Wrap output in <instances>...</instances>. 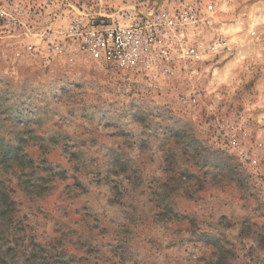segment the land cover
Segmentation results:
<instances>
[{"label": "rangeland", "instance_id": "obj_1", "mask_svg": "<svg viewBox=\"0 0 264 264\" xmlns=\"http://www.w3.org/2000/svg\"><path fill=\"white\" fill-rule=\"evenodd\" d=\"M185 2L213 4L237 63L258 51L264 16L226 23L236 0H0V264H264V117L244 101L227 164L201 126L230 71L206 82V54L163 79L28 49L78 15L127 25Z\"/></svg>", "mask_w": 264, "mask_h": 264}, {"label": "built area", "instance_id": "obj_2", "mask_svg": "<svg viewBox=\"0 0 264 264\" xmlns=\"http://www.w3.org/2000/svg\"><path fill=\"white\" fill-rule=\"evenodd\" d=\"M213 4L185 2L132 20L127 25L105 24L88 17H73L67 26L49 31L40 47L28 49L48 58L74 63L89 60L130 75L156 74L171 79L180 62H201L216 33ZM0 9V29L6 27ZM214 47H220L216 41Z\"/></svg>", "mask_w": 264, "mask_h": 264}, {"label": "clouds", "instance_id": "obj_3", "mask_svg": "<svg viewBox=\"0 0 264 264\" xmlns=\"http://www.w3.org/2000/svg\"><path fill=\"white\" fill-rule=\"evenodd\" d=\"M234 7L236 12L225 21L226 23L235 22L238 18L246 20L249 11L253 9L258 16H264V0H236ZM246 31L247 28L237 35H243ZM256 35L259 40L253 39L251 45L258 51L251 52L237 63L238 49L231 43L233 38L214 34L209 40L208 59L201 66L202 70L199 73L207 82L230 71L228 81L223 83L217 81L213 84L210 96L205 92L200 97L202 104L200 110L203 113L201 126H207L210 130V139L222 145L215 154L219 155L221 151L224 153V164L228 163V158L234 157L237 139L244 133V129L238 126L244 101L247 99L257 105L256 113L264 117V23L257 26ZM216 41H219L220 47H214ZM209 103L214 110L207 114L204 113V109ZM258 126L264 128V120L258 121ZM259 151L264 157V145ZM137 258L138 254H133L123 261V264H134Z\"/></svg>", "mask_w": 264, "mask_h": 264}]
</instances>
